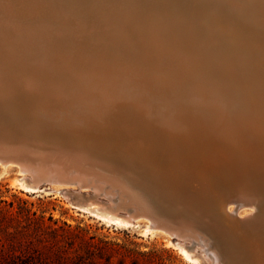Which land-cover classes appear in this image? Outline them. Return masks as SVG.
Listing matches in <instances>:
<instances>
[{
	"label": "rangeland",
	"instance_id": "rangeland-1",
	"mask_svg": "<svg viewBox=\"0 0 264 264\" xmlns=\"http://www.w3.org/2000/svg\"><path fill=\"white\" fill-rule=\"evenodd\" d=\"M20 1H18V0H0V9L2 8V10H3V11L0 10V15H3V16H0V42H1V39H2V41L3 40L6 41V42L3 41L2 46L0 43V57H1L0 58V66L3 67V68L0 67V74L2 73L0 75V88H1L0 89V129H2V130H0V132L2 131L1 132L2 134L0 133V140L1 141L14 142V141H16V139L18 140V139H24L25 138L26 143L29 144L30 146H32V143H33L32 147H34V148L40 147L38 141L39 140L42 141L41 139L43 137L40 134H42L43 128H40L41 125H40L37 117L40 118L41 115L39 112H36V110L34 109L36 105L34 106V103L30 99L40 97V99L42 100V103H46V100L44 101L42 95L40 94V92H42V90L40 88L44 89V87L46 85L45 83L46 82L49 83V80L50 81L54 80L53 78H55L56 81H60L61 78H63V79L72 78L73 79V77H74V78H77V80L80 81L81 83H84L88 87H91L93 85V83H92V80H89L90 82L88 81L87 78L89 75H87V74H90V73H87V72L96 71V68L104 70L105 73L107 72V75L109 76V77H107L109 79L108 80L109 81L108 86L112 85V88L107 89L108 88V87H106L107 85L104 84V85H102L104 88L103 87L101 88V90L104 89L103 90L104 92H103L100 90V88L93 87L94 85L92 86L93 89L90 90L91 94L89 93L90 95H88V96L89 97L92 96L93 98L95 97V98H97V100L99 99L98 101H100V102L103 100L100 104L103 109L99 105L97 108L98 110L96 109V111H98L97 112L98 114L96 115L94 113H91L90 116H87L89 119L88 118H86V119L91 120V122H93V124H98V125H101L102 127H109V126L114 127V128L116 127V130H113V131L112 130L111 131L103 130V131H106V133L109 136H113V137L120 136L119 138H121L122 137L121 131L122 132L123 131H131L130 133L136 132L135 135H140L142 132H144V130H146V129L148 130V129L153 128L152 125H160L159 123H162V124L164 123L163 121H161V118L157 117V115L161 116V112L162 113H164V112L173 113L174 115H176L177 119H181V116H182L183 121H188L190 123H192V122L193 123H199L200 120H203V119L200 117V115L194 114V112H197L200 108V106L198 105L199 103L194 101V98H195L194 96L200 95V94H201L200 95L201 97L199 99L200 100L202 99V102H204V103L207 102L210 104H215V103H213L215 101V98L217 99V98H219L220 95H224L223 97L222 96H220V97L226 101V105L229 104V105H227V107L229 108V114L231 116H233L234 118L236 115H238V112H241V111H253V110L255 111L256 110L255 112H257V114L259 113V114L263 115V113H264V29H263L264 28V3L262 4V2H264V0H262V1L261 0H249V1L248 0H241V1L239 0V2L241 4L238 2V0H228V1L227 0H187V1H185V0H110V1L109 0H101L103 3L100 2V0H65V1H63V0H27L26 4H22V3H20ZM230 1H233V2H230ZM184 2H185V4H183ZM254 2H256V3H254ZM108 3L111 5V8H110V6L106 5ZM115 3H117V5ZM217 3H218V5H217ZM222 3L226 4V5H223ZM113 4H115V5L113 6ZM259 4H261V5H259ZM227 5H228V7H227ZM243 5H245V6H243ZM65 6H67V7H65ZM202 7H204V8L206 7L205 8L206 10H203L204 8H202ZM234 7H236V8H234ZM9 8H10V10H9ZM106 8H108V10ZM254 8H255V11H254ZM15 9H18V11ZM26 9H28V10H26ZM62 9H63L64 13H63ZM37 10H38V12H37ZM168 10H169V12H168ZM188 10H190V11H188ZM239 10H242V11L240 12ZM100 11H101V14H100ZM106 11H108V12H106ZM112 11H114V12H112ZM157 11L160 13H158ZM163 11H164V13H163ZM165 11L167 13H169V17H171L172 19L167 16L168 14ZM210 11H211V13H209ZM214 11H215V13H214ZM66 12H67V15L65 16ZM125 12H127L128 14ZM151 12H152V15H153V13L155 14V12H157L158 15H156L157 13L155 14L156 17L153 15L154 16V19H153V16L150 14ZM171 12L175 16H172ZM184 12H186L188 15L186 14L184 16L183 15V14H185ZM247 12H249V15H247L248 14ZM5 13L6 14L8 13V14L6 15ZM11 13L12 14L14 13V14L12 15ZM137 13H138V16L140 18L136 15ZM177 13H178V15H176ZM10 14L12 17L10 16ZM30 14H32V15H30ZM62 14H63V16H62ZM189 14H191V17ZM254 14H255V16H254ZM112 15L113 16L115 15L114 17L116 18L117 21L115 20V18L114 19L108 18V16L111 17ZM193 15H194V17L196 16L195 21H197V24H195L196 22L194 21ZM17 16H19V17H17ZM23 16H25V17H23ZM41 16L43 18H41ZM165 17H166V19H165ZM210 17H212V18H210ZM215 17H217V18H215ZM218 17H219V19H218ZM27 18H29V19H27ZM106 18L110 19V21ZM121 18L122 19L126 18V19L122 20ZM187 18H188V20H187ZM202 18L206 19L207 21L206 20L203 21ZM209 18L214 20V21H212V23H211V20H209ZM251 18H253V19L251 20ZM65 19H66V21H65ZM135 19H137V22ZM167 19H169V20L167 21ZM181 19L183 21H181ZM208 20L210 21V23ZM53 22L56 24H54ZM66 22H67V24H65ZM105 22L108 23V25H105L106 24ZM118 22H120V23L124 22V23L120 24ZM185 22L187 23L186 26H185ZM198 22H199V26H198ZM57 23H59V24H57ZM114 23H115V25H113ZM179 24H182V25H179ZM212 24H213V26H212ZM39 25H41V26H39ZM111 25H112V27H110ZM207 25H208V27H207ZM217 25L219 28L217 27ZM219 25H221V27ZM53 26H54V28H53ZM83 26L86 28H83ZM106 26H108L107 27L108 29L106 28ZM117 26H119V30H118ZM215 26L217 27L218 30L215 29L216 28ZM30 27H32L31 30H30ZM222 27H223V30L221 29L222 30L221 31L220 28H222ZM33 28H34V30H33ZM82 28H83V30H82ZM109 28H111V29H109ZM129 28H131V29H129ZM192 28H194L195 32L192 31L193 30ZM202 28L205 30H203ZM212 28H214V29H212ZM230 28H231V30H230ZM63 29H65V30H63ZM225 29L227 30L226 34H225V32H226ZM37 30H38V32H37ZM70 30H72V31H70ZM131 30H133V31H131ZM187 30H188V32H186ZM189 30H190V34H189ZM215 30H217V31H215ZM15 31H17V32H15ZM52 31H53V33H51ZM64 31L66 32V34ZM204 31H206L207 33H205ZM212 31L215 33L213 34ZM231 31H233V34L235 32L236 33L233 35ZM4 32H5V34H4ZM57 32H59L60 35H58L59 33H57ZM133 32H135V33H133ZM208 32L209 33L212 32V33L210 35H208L209 34ZM228 32L230 35L228 34ZM8 33L11 34V36ZM12 33H14V34H12ZM55 33H57V34H55ZM104 33L106 34V37H104L105 36ZM184 33L187 35H185ZM194 33L196 36H194ZM238 33H239V35H238ZM30 34H32V35H30ZM203 34H204V36H202ZM217 34H218V36H216ZM15 35H16V38L14 37ZM23 35H27V37L23 36ZM107 35H108V37H107ZM139 35H142V36H139ZM237 35H238V37H237ZM28 36L31 37L30 39H32L34 43H35V41H37L38 46H37V43H35V46L39 49L41 48L40 50L38 49L39 51L37 50L36 47H34V43L31 40H29ZM33 36L35 37L34 39H33ZM109 36H111V38H109ZM113 36H116V37H113ZM207 36H208V38H207ZM215 36H216V38H215ZM10 37H12V38H10ZM21 37H22V39H20ZM25 37L29 40V43H31V45L33 43L32 48H29V47H31V45H27L28 40ZM144 37H146V38H144ZM217 37H218V39H217ZM8 38H9V40L12 39V43L8 40ZM148 38H150V40ZM182 38H183V41H182ZM144 39H146V40H144ZM215 39H217V41ZM18 40L19 41L21 40V42H19ZM82 40H83V42H82ZM147 40H149V41H147ZM211 40H214V41L211 42ZM238 40H239V42H238ZM167 41L168 42L170 41V42L168 43ZM185 41H187V42H185ZM15 42L16 43L18 42L17 43L18 46L16 45ZM25 42H27L26 45H25ZM178 42H179V45H178ZM22 43H24V46L22 45ZM57 43H59V45H57ZM66 43H68V47H66L67 46ZM82 43H83V45H82ZM111 43H114V45H116V43H117L118 47H117V45L114 47V45H111ZM139 43L141 46L139 45ZM150 43H151V45L153 43L155 46L154 45L151 46ZM180 43H181V45H180ZM218 43H219V45H218ZM235 43H236V45H235ZM239 43L241 46L239 45ZM39 45L42 47H40ZM98 45H100V46H98ZM121 45L123 48L122 47L120 48ZM69 46L72 48V50ZM125 46H126V48H125ZM52 47L54 49H52ZM56 47H57V49H56ZM106 47L108 48L107 50H105ZM49 48H51L50 54H49ZM67 48H69V49H67ZM80 48H82L84 51L81 50ZM113 48H115V49H113ZM42 49H44V50L42 51ZM45 49L48 51H45ZM55 49H56V51H54ZM120 49H122L123 51L125 50V51L123 52ZM152 49H154V50H152ZM61 50L64 52H62ZM65 50H66V53H65ZM73 50H77V51L73 52ZM151 50H152V53H150ZM8 51H10V52H8ZM29 51H31V53H29ZM57 51H59L62 54H60ZM128 51H130L131 54H128L127 53ZM38 52H40V53H38ZM86 52H87V54H86ZM97 52H99V53H97ZM122 52H123V54H122ZM113 53H114V55H113ZM44 54H45V56H47V57H45V59L42 56ZM63 54H64V56H63ZM97 54L99 56V60H98ZM108 54H110V56ZM34 55H36L35 57H37V59H35ZM49 55H51V56H49ZM100 55L103 58H101ZM136 55L138 57H136ZM150 55H153V56H150ZM111 56H113V57H111ZM122 56H126V57H124V59L125 58H127V59L124 60L122 58ZM128 56H130L129 59H128ZM133 56L136 58H134ZM20 57L21 58L23 57V58L21 59ZM28 57L30 58V60H33L32 62H34V61H36V62L39 61V62L38 63L34 62L33 63L34 65L32 64V62H31V64H29L30 60ZM39 57H41V59L42 58L43 59L40 61L38 59ZM68 57L69 58L71 57L70 59H73V60H70ZM107 57H109V58L107 59ZM151 57H154V58H151ZM180 57L182 60L180 59ZM25 58L27 60H25ZM58 58H60L61 60ZM76 58H79V59L81 58V59L78 60ZM121 58H122V60H121ZM133 58H134V60H132ZM102 59H104V60L100 61ZM138 59H139V61H138ZM148 59H149V61H148ZM8 60H9V62H8ZM44 60H48V62L47 61L45 62ZM68 60H69V62H68ZM87 60H89L88 61L89 63L87 62ZM128 60H129V62H127ZM74 61H76V62H74ZM90 61H92V62H90ZM104 61H106V62H104ZM117 61H118V63H116ZM119 61H122V63ZM130 61H132V62H130ZM133 61H135L134 62L135 65H134ZM84 62H85V64H84ZM99 62L101 64L103 63L106 65L108 63V65L107 66L103 65V64L100 65ZM61 63H63V64L61 65ZM123 63H126L125 66ZM129 63L130 64L133 63V64L129 65ZM225 63H227V64H225ZM98 64L102 68H99L100 66ZM29 65H31V66H29ZM128 65L130 66V68ZM132 65L136 67V68H134L136 71L132 68L133 67ZM8 66L10 68H8ZM33 66L35 69L34 68L31 69L33 71L32 79H31V77H29L28 75L30 74L29 72L32 73V71H30V68ZM35 66H37V68H38V66L39 67L42 66L44 68L46 66V70H44V68H42V67L39 68L40 74H41V75H39L35 71V70H38V69H36ZM224 66H225V68H224ZM65 67H67V69ZM105 67H107V69ZM181 67L186 68V69H182ZM69 68H70V70H69ZM81 68H82V70H81ZM92 68H93V70H92ZM203 68H204V71H203ZM73 70H75V71H73ZM34 71L36 74H38L37 78L34 77V76H36ZM57 71H58V73H57ZM60 71H63V72L61 73ZM64 71L66 72L65 74H64ZM82 71L84 74L82 73ZM144 71L146 72L145 76H143L144 73H141ZM156 71H158V72H156ZM37 72H39V70ZM121 72H122V74H121ZM15 73L16 74L18 73V74L16 75ZM44 73H46V74H44ZM54 73H57L59 76H57V74H54ZM158 73H159V75H158ZM60 74H64V76L60 77ZM153 74L156 76V77L154 76L155 78L153 77ZM25 75H27L28 77ZM47 75H49V77ZM78 75L80 78L78 77ZM136 75L137 76L139 75V76L137 77ZM30 76H31V74H30ZM38 76L41 77V79H40L41 82L39 81ZM122 76H124V78ZM141 76H143V77H141ZM151 76H152V78H151ZM18 77H20V78H18ZM45 77H46V79L47 78L48 79L46 80ZM57 77H60V78L57 79ZM136 77H137V79H136ZM21 78H25L26 80L21 79ZM28 78L33 80L34 84L38 85L39 83H43L42 85H44V87H41L40 85H38V86L33 85V90H32V86L30 87L29 83L26 82ZM49 78H51V79H49ZM142 78L144 79V81L146 80V82L148 79L151 78L149 81L152 80L151 81L152 83L151 82L143 83ZM221 78H223L222 79L223 81L221 80ZM35 79H38L39 82ZM115 80H118L120 83H118V81H115ZM135 83H137V84H135ZM148 83L149 84L151 83V84L149 85ZM116 84L119 87L116 86ZM144 84H145V87L143 86ZM39 86H40V88H39ZM147 86H149V87H147ZM46 87H49V86L46 85ZM114 87H116V88H114ZM120 87H122V88L119 89ZM245 89H247V90H245ZM93 90H94V92H93ZM105 90H107V91H105ZM108 90H110V91H108ZM113 90H114V92H113ZM124 90H127L129 92L124 91ZM35 91H36V93H35ZM38 91H40V92H38ZM120 91H122V93ZM104 93L108 94V95H105ZM228 93H229V95H228ZM11 94H12V96H11ZM38 94H40L41 96ZM102 94L104 95L105 98L102 96ZM111 94H113V95H111ZM116 94H117V96L119 95V97L120 96L122 97L124 94H126V95L133 94V95L137 96L138 100H135L136 98L134 99V97H131L135 100V102H133L132 101L133 99H130L131 101H129L128 99L123 98V100H121L120 102H122L124 106H119L116 104L119 101ZM109 95H111V96H109ZM126 95H124V96H126ZM213 95H215V96H213ZM217 95H219V96H217ZM26 96H28V97H26ZM114 96L117 98H115ZM225 96H227V98L229 97V99L231 97L234 101H232L231 99H230L231 101L230 100L228 101V99L225 98ZM78 98H80V100H84V98H86V97L83 95H80ZM141 99H143V100H141ZM203 99L204 100L206 99V101H203ZM87 100L88 99L86 98V101ZM110 100H113V102H110ZM189 100H190V102H188ZM139 101H141V102H139ZM235 101H237L239 103L241 101V103H242V104L240 103L241 107H239L240 105ZM191 102H193V103H191ZM232 102H234V103H232ZM131 103L134 105H131ZM144 103L146 105H144ZM235 103L237 104V106L239 108L235 107V105H236ZM243 103L246 106H243L244 105ZM135 104L140 106V107L135 106ZM200 104H201V102H200ZM9 105H10V107H9ZM201 105H203V104H201ZM231 106H232V108H230ZM242 106L245 108L241 109ZM110 107H111V109H110ZM123 107L125 109H123ZM143 107H152L155 109L156 112L152 111V113L148 114L149 116H151L153 114L152 117H148V115L145 116V114L143 113V110L141 111V108H143ZM118 110H119V112H118ZM54 111L55 110L51 111L52 112L50 114L51 116L54 113L57 114V111L56 112H54ZM121 112H122V114H121ZM232 112H234L235 114H233ZM108 113H109V115H108ZM158 113H160V115ZM190 113L192 116H190ZM131 115H132V117H131ZM184 115H186L187 117ZM15 117L17 119H15ZM117 118H118V120H117ZM145 118L153 119L155 122L151 123V121H149L148 119H145ZM185 118H186V120H185ZM101 119H103L104 121ZM107 119H109L111 122ZM136 119L139 122H137ZM235 119H237V118H235ZM11 122H13V123H11ZM25 122L26 123L28 122V123L26 124ZM6 123H8V124H6ZM10 123L12 124V126ZM130 123H132V124H130ZM138 124H139V126H138ZM142 124H144V125H142ZM150 124H151V126H150ZM30 125H32V126H30ZM147 125H149V126H147ZM157 127H159V126H157ZM4 129L7 131H5ZM15 129H17V130L15 131ZM6 132L8 135L6 134ZM99 133H102V131ZM22 135H23V137H22ZM54 136L55 135L52 134V138H50V140L54 138L53 142L59 143L60 141H63L62 137H60V136L54 137ZM37 137H38V139H37ZM139 137H141V136H139ZM257 138H259V140H258V142H259L258 146H260L259 148L264 150V138L262 136L257 137ZM135 140H136V144L138 145L140 140L137 138ZM37 142H38V144H37ZM219 143L223 144L222 142H219ZM234 144H237V143H234ZM114 146H118V145H114ZM232 147H234V146H232ZM249 147H248V149H249ZM236 148H237V146H236ZM104 151H101V154L102 155H109V156H105V157H108V159H113V158L122 159L125 155L124 152L117 147H116V152H110V151L104 152ZM244 152H248V151H244ZM259 154L263 155L264 153L262 152ZM252 156L256 157V156H258V154L252 153ZM102 160L104 163L106 162L105 159H102ZM117 164L115 166H113L116 169V171L114 170L113 173H115V174L117 173V177L118 176L121 177L122 173H123V176L121 178L123 180H125V182H127V184L130 185L132 187V189L137 187L134 190L139 192V193L141 191L140 194L145 195V197L151 201V202L150 201L149 202L151 203V206L152 205L154 206V207L152 206L153 210L157 209L155 211L156 212L158 211L156 213L158 216L162 212L163 216L160 215V217H163L164 220L167 218L166 221H169L168 219H171L169 222L174 224V226L184 224L183 223L184 221L182 222L179 220L186 219V220H189V221H187L188 223H190L192 221L191 222L192 225L193 224L195 225V227L193 225V228L197 227L196 229H194L196 231L195 233L196 234L202 233V235L204 236V239L208 241L207 243L210 245L209 247H213L215 249H218L217 248L218 247V241L213 239L210 235L208 237V232H207L208 228H207V225H204V224H208V223L215 224L216 223V221H215L216 216L214 215L212 210L197 206L196 204H192V202L190 200H188L189 198H191L192 195H190V194H192V192H189L187 194V192H185L184 190H175L172 187L171 188L167 187L166 185H169V184H165L162 181H153L152 179H150L146 176H145L146 178H144L143 173H141V171L135 165L134 161H131V163H128V164H118L120 166H118ZM116 167H118V168H116ZM125 170H127V171L125 172ZM120 171H122V172H120ZM118 172L120 173V175H118ZM115 174H113V175H115ZM127 174L128 175L132 174V175L127 176ZM19 178H21V177L18 173V167L17 166L13 165L7 171L3 170L0 166V185L3 186L2 189L4 192L8 190V192H6L4 194L3 198L7 201H13L16 199H22V200L27 201L29 203V208L32 210V212H36L37 215L39 217H42L47 224L53 225L55 227H61L62 229L65 230V231H60L62 236H60L58 238V241H56L55 239H53V240L51 239V242H50L51 244L49 246H47L48 248H43L42 245L37 243L36 242L37 239L35 236H31L28 238L24 237L18 241V242H21V244H23L24 247H26V248H28L29 246L34 247V250H36L37 254L39 255V260H40L39 264H86L88 262L86 259L87 258V249L83 246L84 245L83 239L88 240L91 238H93V240L97 243L103 242L105 244L104 248L102 250V252L104 254V259H99L96 257L94 259V261L97 264H208L207 261L205 260L204 256L201 255V253L199 252L198 248H200V247L197 248V245H195L194 243H191L188 240L184 241L182 239H179L177 236H170L169 234L167 235V234L160 232V231L154 232V233L145 232V226L148 223V221L145 218H141L135 224L128 225L126 227L125 226L124 227H120V226L117 227V225H112L109 223L107 224V222H104V221L98 219L97 217L91 215V213H89V212L81 209L80 207H78V205L76 204L77 200L75 199L74 194L66 195L65 192L58 191L57 189H54L50 186H43V191H39L36 193L26 192L20 186V184L18 182ZM131 180L132 181L135 180L134 183H131L132 182ZM143 181L146 183L147 187L145 186ZM150 182H151L152 186H150ZM134 184H135V186H132ZM139 185H141V186H139ZM138 187H139V189H138ZM142 190H144V191L147 190V191L144 192ZM152 190H155V191H152ZM92 192L93 191L91 189H84L82 191L83 197L88 199L90 197V194H92ZM147 193L148 194L152 193V194L147 195ZM156 193H157L158 197H157ZM161 195H162V197H161ZM183 196L184 197L186 196V198H184ZM153 197H155V198H153ZM156 199L158 201H156ZM99 200L102 202H106L105 197H100ZM75 201H76V203H75ZM169 203L171 204L170 206H168ZM172 206L175 208L173 209ZM16 207H17V203H16ZM170 207H171V209H170ZM160 210H161V212H160ZM171 211H172V213H171ZM194 212H195V214H194ZM252 212H253L252 208H243L240 211V216L241 217H243V216L245 217L246 215L249 216L250 214H252ZM182 213H184V214H182ZM172 214H174L175 216ZM263 214H264V211H263ZM188 215H190V216H188ZM253 216H254V214H252L251 217H245L243 219L252 218ZM178 217L180 219H177ZM195 218L197 221L195 220ZM199 219L200 220L202 219L204 222L202 220L199 221ZM176 220H177L178 224L176 223ZM202 225H203V227H202ZM69 230L74 231V235H70V234L65 233L66 231H69ZM30 242H33V245H29V244H31ZM176 243L177 244L181 243V244H184L185 247H188L187 249L193 254L194 257H196L198 259L199 262L194 263V262L188 261L181 254L179 246H177ZM193 244H194V246H193ZM81 257H83V259H81ZM106 259H108L109 261H107Z\"/></svg>",
	"mask_w": 264,
	"mask_h": 264
},
{
	"label": "bare ground",
	"instance_id": "bare-ground-1",
	"mask_svg": "<svg viewBox=\"0 0 264 264\" xmlns=\"http://www.w3.org/2000/svg\"><path fill=\"white\" fill-rule=\"evenodd\" d=\"M20 1V0H18ZM27 0H21L20 3L26 4ZM65 1V0H63ZM110 1V0H109ZM187 1V0H185ZM228 1V0H227ZM241 1V0H240ZM249 1V0H248ZM262 1V0H261ZM39 2V1H38ZM100 2H102L100 0ZM165 2V1H164ZM220 2V1H219ZM225 2V1H224ZM233 2V1H230ZM239 2V0H238ZM61 3V2H60ZM67 3V2H66ZM72 3V2H71ZM103 3V2H102ZM119 3V2H118ZM161 3V2H160ZM187 3V2H186ZM240 3V2H239ZM256 3V2H254ZM261 3V2H260ZM264 2H262L263 4ZM76 4V3H75ZM109 4V3H108ZM106 4L107 6L111 5ZM117 5V3H115ZM113 4V6L115 5ZM165 4V3H164ZM185 4V2L183 3ZM189 4V3H188ZM213 4V3H212ZM223 4V3H222ZM241 4V3H240ZM239 4V5H240ZM68 5V4H67ZM105 5V4H104ZM171 5V4H170ZM175 5V4H174ZM173 5V6H174ZM218 5V3H217ZM226 5V4H223ZM249 5V4H248ZM261 5V4H259ZM39 6V5H38ZM94 6V5H93ZM106 6V7H107ZM134 6V5H133ZM245 6V5H243ZM256 6V5H255ZM254 6V7H255ZM42 7V6H41ZM67 7V6H65ZM64 7V8H65ZM89 7V6H88ZM105 7V6H104ZM118 7V6H117ZM153 7V6H152ZM212 7V6H211ZM225 7V6H224ZM228 7V5H227ZM242 7V6H241ZM60 8V7H59ZM155 8V7H154ZM177 8V7H176ZM175 8V9H176ZM204 8V7H202ZM206 8V7H205ZM203 10H206V9ZM236 8V7H234ZM14 9V8H13ZM34 9V8H33ZM36 9V8H35ZM53 9V8H52ZM73 9V8H72ZM108 10V8H106ZM115 9V8H114ZM113 9V10H114ZM118 9V8H117ZM136 9V8H135ZM182 9V8H181ZM187 9V8H186ZM214 9V8H213ZM222 9V8H221ZM252 9V8H251ZM2 10V8L0 9ZM10 10V8H9ZM12 10V9H11ZM18 11V9H15ZM28 10V9H26ZM30 10V9H29ZM65 10V9H64ZM71 10V9H70ZM87 10V9H86ZM112 10V9H111ZM173 10V9H172ZM183 10V9H182ZM248 10V9H247ZM3 11V10H2ZM7 11V10H6ZM5 11V12H6ZM20 11V10H19ZM24 11V10H23ZM48 11V10H47ZM63 11V9H62ZM103 11V10H102ZM119 11V10H118ZM131 11V10H130ZM129 11V12H130ZM135 11V10H134ZM151 11V10H150ZM181 11V10H180ZM185 11V10H184ZM190 11V10H188ZM202 11V10H201ZM209 11V10H208ZM240 12L242 10H239ZM255 11V8H254ZM253 11V12H254ZM38 12V10H37ZM105 12V11H104ZM103 12V13H104ZM108 12V11H106ZM110 12V11H109ZM114 12V11H112ZM133 12V11H132ZM154 12V11H153ZM158 12V11H157ZM155 12V14L157 13ZM166 12V11H165ZM169 12V10H168ZM246 12V11H245ZM244 12V13H245ZM250 12V11H249ZM249 12H247L249 15ZM9 13V12H8ZM7 13V14H8ZM19 13V12H18ZM17 13V14H18ZM62 13V12H61ZM64 13V11H63ZM91 13V12H90ZM127 13V12H125ZM160 13V12H158ZM158 13L156 15H158ZM162 13V12H161ZM164 13V11H163ZM167 13V12H166ZM176 13V12H175ZM183 13V12H182ZM184 16L187 14L184 12ZM191 13V12H190ZM211 13V11L209 12ZM215 13V11H214ZM6 14V13H5ZM4 14V15H5ZM6 14V15H7ZM12 14V13H11ZM10 14V16H11ZM14 14V13H13ZM12 14V15H13ZM101 14V11H100ZM107 14V13H106ZM110 14V13H109ZM115 14V13H114ZM128 14V13H127ZM133 14V13H132ZM152 15V12L150 13ZM153 13V15L155 16ZM169 17V13H167ZM172 14V12H171ZM170 14V15H171ZM192 14V13H191ZM191 14L190 17H191ZM195 14V13H194ZM231 14V13H230ZM234 14V13H233ZM238 14V13H237ZM32 15V14H30ZM34 15V14H33ZM67 15V12L65 16ZM118 15V14H117ZM138 16V13L136 14ZM141 15V14H140ZM152 15V16H153ZM161 15V14H160ZM178 15V13L176 14ZM181 15V14H180ZM188 15V14H187ZM199 15V14H198ZM206 15V14H205ZM210 15V14H209ZM246 15V14H245ZM246 15V16H247ZM3 16V15H0ZM16 16V15H15ZM22 16V15H21ZM61 16V15H60ZM63 16V14H62ZM113 16V15H112ZM111 16V17H112ZM115 16V15H114ZM109 17L110 19H114L115 17ZM134 16V15H133ZM151 16V17H152ZM153 16V19H154ZM163 16V15H162ZM172 16H175L172 14ZM202 16V15H201ZM200 16V17H201ZM204 16V15H203ZM208 16V15H207ZM255 16V14H254ZM7 17V16H6ZM12 17V16H11ZM19 17V16H17ZM25 17V16H23ZM33 17V16H32ZM87 17V16H86ZM103 17V16H102ZM107 17V16H106ZM139 17V16H138ZM137 17V18H138ZM156 17V16H155ZM182 17V16H181ZM194 17V15H193ZM196 17V16H195ZM194 17V21L195 18ZM206 17V16H205ZM3 18V17H2ZM5 18V17H4ZM16 18V17H15ZM30 18V17H29ZM27 18V19H29ZM41 18H43L41 16ZM68 18V17H67ZM66 18V19H67ZM106 18V19H108ZM120 18V17H119ZM140 18V17H139ZM162 18V17H161ZM171 18V17H169ZM212 18V17H210ZM211 20V23L212 19ZM217 18V17H215ZM241 18V17H240ZM23 19V18H22ZM64 19V18H63ZM62 19V20H63ZM65 19V21H66ZM105 19V20H106ZM110 19H108L110 21ZM122 19V18H121ZM126 19V18H125ZM122 19V20H125ZM131 19V18H130ZM158 19V18H157ZM166 19V17H165ZM164 19V20H165ZM172 19V18H171ZM180 19V18H179ZM184 19V18H183ZM198 19V18H197ZM200 19V18H199ZM203 19V18H202ZM214 19V18H213ZM219 19V17H218ZM253 18H251L252 20ZM40 20V19H39ZM107 20V21H108ZM116 20V18H115ZM120 20V19H119ZM137 22V19H135ZM169 19H167L168 21ZM188 20V18H187ZM186 20V21H187ZM190 20V19H189ZM193 20V19H192ZM206 19H203V21ZM208 20V21H209ZM217 20V19H216ZM5 21V20H4ZM47 21V20H46ZM103 21V20H102ZM112 21V20H111ZM117 21V20H116ZM179 21V20H178ZM181 21H183L181 19ZM201 21V20H200ZM202 21V22H203ZM207 21V20H206ZM240 21V20H239ZM238 21V22H239ZM242 21V20H241ZM250 21V20H249ZM8 22V21H7ZM31 22V21H30ZM125 22V21H124ZM122 22V23H124ZM197 24V21H195ZM201 22V23H202ZM216 22V21H215ZM252 22V21H251ZM16 23V22H15ZM22 23V22H21ZM41 23V22H40ZM47 23V22H46ZM54 23V22H53ZM106 23V22H105ZM104 23V24H105ZM120 23V22H118ZM117 23V24H118ZM120 23V24H122ZM189 23V22H188ZM200 23V24H201ZM210 23V21H209ZM224 23V22H223ZM20 24V23H19ZM56 24V23H54ZM59 24V23H57ZM63 24V23H62ZM67 24V22L65 23ZM64 24V25H65ZM103 24V25H104ZM142 24V23H141ZM166 24V23H165ZM191 24V23H190ZM207 24V23H206ZM238 24V23H237ZM259 24V23H258ZM37 25V24H36ZM82 25V24H81ZM105 25H108L106 23ZM115 25V23L113 24ZM175 25V24H174ZM182 25V24H179ZM187 23L185 22V26ZM224 25V24H223ZM22 26V25H21ZM41 26V25H39ZM46 26V25H45ZM86 26V25H85ZM184 26V27H185ZM189 26V25H188ZM194 26V25H193ZM199 26V22H198ZM203 26V25H202ZM205 26V25H204ZM213 26V24H212ZM221 27V25H219ZM227 26V25H226ZM37 27V26H36ZM50 27V26H49ZM63 27V26H62ZM94 27V26H93ZM108 26H106L107 28ZM112 27V25L110 26ZM126 27V26H125ZM130 27V26H129ZM208 27V25H207ZM216 27V26H215ZM218 27V25H217ZM217 27L215 29H217ZM225 27V26H224ZM10 28V27H9ZM27 28V27H26ZM32 27H30L31 30ZM40 28V27H39ZM48 28V27H47ZM54 28V26H53ZM83 28H86L83 26ZM82 28V30H83ZM119 30V26H117ZM127 28V27H126ZM195 28V27H194ZM194 28H192L194 31ZM201 28V27H200ZM219 28V27H218ZM80 29V28H79ZM94 29V28H93ZM108 29V28H107ZM111 29V28H109ZM131 29V28H129ZM191 29V28H190ZM198 29V28H197ZM203 29V28H202ZM214 29V28H212ZM223 30V27L220 30ZM238 29V28H237ZM264 29V28H263ZM12 30V29H11ZM16 30V29H15ZM34 30V28H33ZM39 30V29H38ZM37 30V32H38ZM65 30V29H63ZM69 30V29H68ZM86 30V29H85ZM100 30V29H99ZM105 30V29H104ZM117 30V31H118ZM127 30V29H126ZM199 30V29H198ZM205 30V29H203ZM202 30V31H203ZM218 30V29H217ZM215 30V31H217ZM221 30V31H222ZM226 30V29H225ZM231 30V28H230ZM239 30V29H238ZM6 31V30H5ZM14 31V30H13ZM44 31V30H43ZM72 31V30H70ZM102 31V30H101ZM108 31V30H107ZM106 31V32H107ZM115 31V30H114ZM121 31V30H120ZM119 31V32H120ZM130 31V30H129ZM133 31V30H131ZM177 31V30H176ZM201 31V30H200ZM17 32V31H15ZM14 32V33H15ZM30 32V31H29ZM63 32V31H62ZM65 32V31H64ZM93 32V31H92ZM110 32V31H109ZM122 32V31H121ZM180 32V31H179ZM188 32V30L186 31ZM195 32V31H194ZM207 33L206 31H204ZM213 32V31H212ZM211 32V33H212ZM219 32V31H218ZM230 32V31H229ZM228 32V34H229ZM233 34V31H231ZM12 33V34H14ZM42 33V32H41ZM53 33V31L51 32ZM59 33V32H57ZM55 33V34H57ZM94 33V32H93ZM135 33V32H133ZM132 33V34H133ZM199 33V32H198ZM209 33V32H208ZM209 33L208 35H210ZM215 32H213L214 34ZM227 33V30L225 34ZM236 33V32H235ZM234 33V34H235ZM5 34V32H4ZM9 34V33H8ZM35 34V33H34ZM40 34V33H39ZM46 34V33H45ZM64 34V33H63ZM66 34V32H65ZM70 34V33H69ZM76 34V33H75ZM103 34V33H102ZM105 34V33H104ZM112 34V33H111ZM124 34V33H123ZM178 34V33H177ZM185 34V33H184ZM190 34V30H189ZM188 34V35H189ZM197 34V33H196ZM219 34V33H218ZM218 34L216 36H218ZM221 34V33H220ZM231 34V35H232ZM233 34V35H234ZM7 35V34H6ZM5 35V36H6ZM11 36V34H9ZM32 35V34H30ZM53 35V34H52ZM60 35V33L58 34ZM115 35V34H114ZM131 35V34H130ZM135 35V34H134ZM187 35V34H185ZM184 35V36H185ZM193 35V34H192ZM191 35V36H192ZM230 35V34H229ZM228 35V36H229ZM239 35V33H238ZM237 35V37H238ZM22 36V35H21ZM26 36L27 35H23ZM97 36V35H96ZM104 36V35H103ZM142 36V35H139ZM138 36V37H139ZM194 36L195 33H194ZM201 36V35H200ZM204 36V34L202 35ZM215 36V38H216ZM221 36V35H220ZM16 38V35L14 36ZM25 37V38H26ZM29 37V36H28ZM45 37V36H44ZM48 37V36H47ZM65 37V36H64ZM106 37V34L105 36ZM108 37V35H107ZM116 37V36H113ZM177 37V36H176ZM186 37V36H185ZM188 37V36H187ZM12 38V37H10ZM24 38V37H23ZM33 42L32 39H30ZM35 37L33 36V39ZM40 38V37H39ZM111 38V36H109ZM141 38V37H140ZM146 38V37H144ZM208 38V36H207ZM210 38V37H209ZM221 38V37H220ZM230 38V37H229ZM22 39V37L20 38ZM27 39V38H26ZM37 39V38H36ZM57 39V38H56ZM139 39V38H138ZM142 39V38H141ZM150 40V38H148ZM165 39V38H164ZM185 39V38H184ZM211 39V38H210ZM218 39V37H217ZM217 39H215L217 41ZM9 40V38H8ZM28 40V39H27ZM25 42V45H31V43ZM45 40V39H44ZM52 40V39H51ZM63 40V39H62ZM102 40V39H101ZM100 40V41H101ZM114 40V39H113ZM112 40V41H113ZM119 40V39H118ZM146 40V39H144ZM147 40V41H149ZM168 40V39H167ZM241 40V39H240ZM245 40V39H244ZM243 40V41H244ZM6 42L5 40H3ZM1 39V46L3 43ZM12 43V39L9 40ZM17 41V40H16ZM19 41V40H18ZM26 41V40H25ZM35 41V40H34ZM80 41V40H79ZM91 41V40H90ZM155 41V40H154ZM183 41V38H182ZM209 41V40H208ZM214 40H211V42ZM242 41V42H243ZM21 42V40L19 41ZM23 42V41H22ZM41 42V41H40ZM56 42V41H55ZM63 42V41H62ZM83 42V40H82ZM97 42V41H96ZM118 42V41H117ZM168 42V41H167ZM170 42V41H169ZM168 42V43H169ZM187 42V41H185ZM239 42V40H238ZM241 42V43H242ZM16 43V42H15ZM18 43V42H17ZM16 43V45H17ZM34 43V42H33ZM33 43L31 45L32 48ZM37 43V41H35ZM34 43V47L35 46ZM43 43V42H42ZM70 43V42H69ZM89 43V42H88ZM92 43V42H91ZM102 43V42H101ZM184 43V42H183ZM206 43V42H205ZM220 43V42H219ZM218 43V45H219ZM227 43V42H226ZM105 44V43H104ZM24 46V43H22ZM59 45V43H57ZM66 47H68V43H66ZM70 45V44H69ZM80 45V44H79ZM83 45V43H82ZM85 45V44H84ZM114 45V43H111ZM117 45V43H116ZM114 45V47L116 46ZM140 45V43H139ZM151 45V43H150ZM152 45H154L152 43ZM151 45V46H152ZM179 45V42H178ZM181 45V43H180ZM236 45V43H235ZM240 45V43H239ZM12 46V45H11ZM18 46V45H17ZM22 46V47H23ZM38 46V43H37ZM40 46V45H39ZM50 46V45H49ZM97 46V45H96ZM100 46V45H98ZM105 46V45H104ZM141 46V45H140ZM143 46V45H142ZM155 46V45H154ZM241 46V45H240ZM243 46V45H242ZM42 47V46H40ZM70 47V46H69ZM118 47V45H117ZM122 45L120 46V48ZM237 47V46H236ZM28 48V49H29ZM37 48V47H36ZM60 48V47H59ZM58 48V49H59ZM65 48V47H64ZM71 48V47H70ZM79 48V47H78ZM123 48V47H122ZM126 48V46H125ZM147 48V47H146ZM180 48V47H179ZM184 48V47H183ZM229 48V47H228ZM27 49V48H26ZM34 49V48H33ZM32 49V50H33ZM39 48H37L38 50ZM41 49V48H40ZM39 49V50H40ZM47 49V48H46ZM45 51H48L46 50ZM52 49H54L52 47ZM57 49V47H56ZM56 49L54 51H56ZM69 49V48H67ZM74 49V48H73ZM83 50L82 48H80ZM96 49V48H95ZM108 48L106 47L105 50ZM115 49V48H113ZM142 49V48H141ZM172 49V48H171ZM186 49V48H185ZM236 49V48H235ZM31 50V49H30ZM38 50V51H39ZM44 49H42L43 51ZM60 50V49H59ZM63 50V49H62ZM61 50V51H62ZM72 50V48H71ZM70 50V51H71ZM122 50V49H120ZM132 50V49H131ZM154 50V49H152ZM152 50L150 53H152ZM169 50V49H168ZM176 50V49H175ZM225 50V49H224ZM230 50V49H229ZM238 50V49H237ZM240 50V49H239ZM36 51V50H35ZM77 51V50H73ZM84 51V50H83ZM90 51V50H89ZM113 51V50H112ZM115 51V50H114ZM123 51V50H122ZM125 51V50H124ZM123 51V52H124ZM133 51V50H132ZM150 51V50H149ZM159 51V50H158ZM180 51V50H179ZM185 51V50H184ZM188 51V50H187ZM233 51V50H232ZM235 51V50H234ZM2 52V51H1ZM10 52V51H8ZM7 52V53H8ZM22 52V51H21ZM34 52V51H33ZM59 52V51H57ZM64 52V51H62ZM122 52V54H123ZM139 52V51H138ZM137 52V53H138ZM192 52V51H191ZM31 53V51H29ZM28 53V54H29ZM40 53V52H38ZM42 53V52H41ZM44 53V52H43ZM46 53V52H45ZM51 53V48H49V54ZM53 53V52H52ZM60 53V52H59ZM66 53V50H65ZM99 53V52H97ZM108 53V52H107ZM106 53V54H107ZM115 53V52H114ZM113 53V55H114ZM118 53V52H117ZM131 54L130 51L127 52ZM126 53V54H127ZM133 53V52H132ZM136 53V54H137ZM156 53V52H155ZM172 53V52H171ZM233 53V52H232ZM237 53V52H236ZM239 53V52H238ZM18 54V53H17ZM62 54V53H60ZM87 54V52H86ZM176 54V53H175ZM194 54V53H193ZM235 54V53H234ZM7 55V54H6ZM27 55V54H26ZM69 55V54H68ZM72 55V54H71ZM110 56V54H108ZM170 55V54H169ZM174 55V54H173ZM186 55V54H185ZM240 55V54H239ZM3 56V55H2ZM12 56V55H11ZM33 56V55H32ZM36 55H34L35 57ZM45 59V54L42 55ZM41 56V57H42ZM51 56V55H49ZM64 56V54H63ZM67 56V55H66ZM70 56V55H69ZM81 56V55H80ZM86 56V55H85ZM94 56V55H93ZM101 56V55H100ZM107 56V55H106ZM149 56V55H148ZM153 56V55H150ZM165 56V55H164ZM177 56V55H176ZM234 56V55H233ZM4 57V56H3ZM13 57V56H12ZM41 57L38 59L41 61ZM60 57V56H59ZM89 57V56H88ZM98 60L99 56L97 54ZM113 57V56H111ZM116 57V56H115ZM126 56H122L124 59ZM132 57V56H131ZM134 57V56H133ZM136 57H138L136 55ZM134 57V58H136ZM146 57V56H145ZM195 57V56H194ZM200 57V56H199ZM204 57V56H203ZM1 58V57H0ZM7 58V57H6ZM5 58V59H6ZM16 58V57H15ZM21 58V57H20ZM23 58V57H22ZM21 58V59H22ZM29 58V57H28ZM69 58V57H68ZM71 58V57H70ZM69 58V59H70ZM87 58V57H86ZM92 58V57H91ZM101 58H103L101 56ZM109 57H107L108 59ZM121 58V60H122ZM130 56H128V59ZM134 58L132 60H134ZM154 58V57H151ZM164 58V57H163ZM184 58V57H183ZM192 58V57H191ZM10 59V58H9ZM12 59V58H11ZM37 59V57H35ZM60 59V58H58ZM80 60L79 58H76ZM75 59V60H76ZM114 59V58H113ZM119 59V58H118ZM127 59V58H125ZM124 59V60H125ZM181 59V57H180ZM205 59V58H204ZM208 59V58H207ZM3 60V59H2ZM13 60V59H12ZM25 60H27L25 58ZM24 60V61H25ZM30 60V58H29ZM54 60V59H53ZM61 60V59H60ZM59 60V61H60ZM63 60V59H62ZM67 60V59H66ZM73 60V59H70ZM104 59L100 60L103 61ZM116 60V59H115ZM137 60V59H136ZM182 60V59H181ZM193 60V59H192ZM197 60V59H196ZM195 60V61H196ZM199 60V59H198ZM16 61V60H15ZM33 60H30L29 64H31ZM45 62L48 60H44ZM55 61V60H54ZM65 61V60H64ZM84 61V60H83ZM89 60H87L88 62ZM108 61V60H107ZM139 61V59H138ZM149 61V59H148ZM205 61V60H204ZM2 62V61H1ZM9 62V60H8ZM12 62V61H11ZM36 62V61H34ZM32 62V64L34 63ZM39 62V61H38ZM36 62V63H38ZM69 62V60H68ZM76 62V61H74ZM86 62V61H85ZM84 62V64H85ZM92 62V61H90ZM106 62V61H104ZM109 62V61H108ZM115 62V61H114ZM122 63V61H119ZM129 62V60L127 61ZM132 62V61H130ZM135 61H133L134 63ZM161 62V61H160ZM169 62V61H168ZM201 62V61H200ZM6 63V62H5ZM51 63V62H50ZM56 63V62H55ZM54 63V64H55ZM67 63V62H66ZM89 63V62H88ZM94 63V62H93ZM100 63V62H99ZM110 63V62H109ZM113 63V62H112ZM118 63V61L116 62ZM131 63V64H133ZM148 63V62H147ZM206 63V62H205ZM218 63V62H217ZM41 64V63H40ZM43 64V63H42ZM46 64V63H45ZM53 64V65H54ZM63 63H61L62 65ZM68 64V63H67ZM71 64V63H70ZM73 64V63H72ZM103 64V63H102ZM100 63V65H102ZM114 64V63H113ZM124 66L126 63H123ZM129 63V65H131ZM156 64V63H155ZM208 64V63H207ZM210 64V63H209ZM212 64V63H211ZM227 64V63H225ZM3 65V64H2ZM34 65V64H33ZM65 65V64H64ZM74 65V64H73ZM93 65V64H92ZM99 65V64H98ZM97 65V66H98ZM99 65V66H100ZM106 65V64H103ZM108 65V63H107ZM106 65V66H107ZM121 65V64H120ZM128 65V66H129ZM135 65V63H134ZM140 65V64H139ZM214 65V64H213ZM248 65V64H247ZM5 66V65H4ZM15 66V65H14ZM31 66V65H29ZM60 66V65H59ZM90 66V65H89ZM88 66V67H89ZM96 66V67H97ZM122 66V65H121ZM127 66V67H128ZM133 66V65H132ZM147 66V65H146ZM168 66V65H167ZM218 66V65H217ZM228 66V65H227ZM230 66V65H229ZM249 66V65H248ZM2 67V66H0ZM36 73L40 74L41 67L35 66ZM61 67V66H60ZM76 67V66H75ZM84 67V66H83ZM82 67V68H83ZM92 67V66H91ZM90 67V68H91ZM104 67V66H103ZM243 67V66H242ZM3 68V67H2ZM8 68H10L8 66ZM34 68L31 67V69ZM44 68V67H42ZM67 69V67H65ZM64 68V69H65ZM81 68V70H82ZM95 68V67H94ZM99 68H102L101 66ZM107 69V67H105ZM116 68V67H115ZM130 68V66H129ZM128 68V69H129ZM133 69L136 68L135 66L132 67ZM182 68V67H181ZM180 68V69H181ZM205 68V67H204ZM203 68V71H204ZM211 68V67H210ZM225 68V66H224ZM235 68V67H234ZM12 69V68H11ZM35 69V68H34ZM57 69V68H56ZM63 69V68H62ZM73 69V68H72ZM96 68V71L87 72L90 74L88 76V81L92 80L93 87L101 88L102 85L106 84L108 87L107 89H111V86H108V78L107 72L105 73L104 70ZM138 69V68H137ZM152 69V68H151ZM186 69V68H182ZM206 69V68H205ZM227 69V68H226ZM10 70V69H9ZM29 70V69H28ZM42 70V69H41ZM46 70V66L44 68ZM52 70V69H51ZM58 70V69H57ZM70 70V68H69ZM93 70V68H92ZM91 70V71H92ZM124 70V69H123ZM122 70V71H123ZM135 70V69H134ZM188 70V69H187ZM26 71V70H25ZM34 71V73H35ZM43 71V70H42ZM48 71V70H47ZM59 71V70H58ZM57 71V73H58ZM66 71V70H65ZM64 71V74L66 73ZM75 71V70H73ZM90 71V70H89ZM113 71V70H112ZM131 71V70H130ZM136 71V70H135ZM167 71V70H166ZM186 71V70H185ZM194 71V70H193ZM207 71V70H206ZM46 72V71H45ZM49 72V71H48ZM61 73L63 71H60ZM59 72V73H60ZM81 72V71H80ZM110 72V71H109ZM127 72V71H126ZM154 72V71H153ZM152 72V73H153ZM158 72V71H156ZM162 72V71H161ZM195 72V71H194ZM251 72V71H250ZM28 75L32 79V73ZM35 73V74H36ZM50 73V72H49ZM48 73V74H49ZM54 73V74H57ZM83 73V71H82ZM81 73V74H82ZM92 73V74H91ZM133 73V72H132ZM144 73L145 71L141 72ZM209 73V72H208ZM248 73V72H247ZM2 74V73H1ZM0 74V75H1ZM13 74V73H12ZM16 74V73H15ZM18 74V73H17ZM16 74V75H17ZM26 74V73H25ZM34 76L37 78V75ZM46 74V73H44ZM64 74H60V77L64 76ZM84 74V73H83ZM122 74V72H121ZM120 74V75H121ZM125 74V73H124ZM157 74V73H156ZM190 74V73H189ZM211 74V73H210ZM15 75V76H16ZM22 75V74H21ZM25 75V76H27ZM86 75V76H87ZM159 75V73H158ZM173 75V74H172ZM203 75V74H202ZM216 75V74H215ZM27 76V77H28ZM49 77V75H47ZM55 76V75H54ZM53 76V77H54ZM57 76H59L57 74ZM114 76V75H113ZM117 76V75H116ZM137 76V75H136ZM139 76V75H138ZM137 76V77H138ZM141 76V77H143ZM148 76V75H147ZM155 75L153 74V77ZM183 76V75H182ZM21 77V76H20ZM18 77V78H20ZM26 77V78H27ZM60 77H57L60 78ZM79 77V75H78ZM82 77V76H81ZM124 78V76H122ZM136 77V79H137ZM156 77V76H155ZM154 77V78H155ZM221 77V76H220ZM219 77V78H220ZM15 78V77H14ZM80 78V77H79ZM83 78V77H82ZM85 78V77H84ZM118 78V77H117ZM134 78V77H133ZM152 78V76H151ZM150 78V79H151ZM158 78V77H157ZM177 78V77H176ZM186 78V77H185ZM9 79V78H8ZM25 79V78H21ZM31 79H27L26 82L29 83L30 87L33 85L34 81ZM39 81L41 82V77L38 76ZM38 79H35L38 81ZM46 79V77H45ZM48 79V78H47ZM46 79V80H47ZM51 79V78H49ZM54 80L50 81L49 83L46 82L45 84L49 87H44L43 83H39L43 88H39L42 90L40 94L42 95L44 101L46 103H42L40 97L30 99L35 106L36 112H39L41 117H37L38 121L41 125L40 128H43L42 134H40L43 138L42 141L39 142L40 147H32L26 143V139H16L14 142L8 141H1L0 140V166L3 170L7 171L13 165L18 167V173L21 178H19L18 182L23 190L26 192L36 193L39 191H43V188L40 186L42 184H47L48 186L57 189L58 191L65 192L66 195L74 194L75 199L77 200L78 207L81 209L91 213V215L97 217L98 219L107 222V224L117 225L120 227H126L128 225H133L135 222L140 220L141 218H145L148 223L145 226V232H163L165 234H169L170 236H177L179 239L184 241H190L197 245L199 252L201 255L204 256L205 260L208 264H264V150L260 149L259 145V138L262 136L264 138V113L257 114V112L253 111H241L238 112V115L233 116L229 114V108L226 105V101L223 100L220 96L224 95H217L219 98H215V101L210 104L207 102H202L200 95L194 96V101L198 102L197 104L200 106L197 112H194L195 115H200L203 120H200L199 123H190L188 121H183L182 116L181 119H177L176 115L170 112H161V121L164 123H159L160 125H152L153 128L146 129L144 132H140V135H135L136 132L130 133L131 131H121L122 137H113L109 136L106 131H113L116 130V127H102L98 124H93L91 120H87V116H90L91 113L98 114L96 109L103 101H98L97 98H93L92 96L89 97L88 95L91 94L93 88L88 87L86 84L81 83L77 80V78H61L60 81ZM113 79V78H112ZM120 79V78H119ZM127 79V78H126ZM125 79V80H126ZM143 79V78H142ZM150 79L147 80V82ZM169 79V78H168ZM223 78H221L222 80ZM251 79V78H250ZM3 80V79H2ZM26 80V79H25ZM111 80V79H110ZM122 80V79H121ZM133 80V79H132ZM13 81V80H12ZM38 81V82H39ZM118 81V80H115ZM123 81V80H122ZM127 81V80H126ZM125 81V82H126ZM138 81V80H137ZM140 81V80H139ZM223 81V80H222ZM25 82V83H26ZM33 82V83H32ZM36 82V81H35ZM44 82V81H43ZM86 82V81H85ZM90 82V81H89ZM128 82V81H127ZM146 80L143 83H147ZM244 82V81H243ZM12 83V82H11ZM37 83V82H36ZM113 83V82H112ZM111 83V84H112ZM118 83H120L118 81ZM152 83V82H151ZM150 83V84H151ZM221 83V82H220ZM242 83V82H241ZM32 84V85H31ZM88 84V83H87ZM124 84V83H123ZM137 84V83H135ZM139 84V83H138ZM141 84V83H140ZM149 84V83H148ZM149 84V85H150ZM236 84V83H235ZM27 85V84H26ZM37 85V86H38ZM130 85V84H129ZM142 85V84H141ZM232 85V84H231ZM15 86V85H14ZM24 86V85H23ZM116 86H118L116 84ZM145 87V84L143 85ZM241 86V85H240ZM251 86V85H250ZM2 87V86H1ZM7 87V86H6ZM119 87V86H118ZM124 87V86H123ZM143 87V88H144ZM149 87V86H147ZM221 87V86H220ZM29 88V87H28ZM104 88V87H103ZM116 88V87H114ZM120 87L119 89H121ZM1 89V88H0ZM18 89V88H17ZM257 89V88H256ZM4 90V89H3ZM6 90V89H5ZM31 90V89H30ZM29 90V91H30ZM39 90V89H38ZM104 90V89H103ZM101 90V91H103ZM118 90V89H117ZM247 90V89H245ZM23 91V90H22ZM26 91V90H25ZM107 91V90H105ZM110 91V90H108ZM127 91V90H124ZM204 91V90H203ZM257 91V90H256ZM8 92V91H7ZM94 92V90H93ZM104 92V91H103ZM112 92V91H111ZM114 92V90H113ZM122 93V91H120ZM129 92V91H127ZM197 92V91H196ZM226 92V91H225ZM24 93V92H23ZM31 93V92H30ZM29 93V94H30ZM34 93V92H33ZM36 93V91H35ZM44 93V94H43ZM80 93V94H79ZM90 93V94H89ZM126 93V92H125ZM221 93V92H220ZM224 93V92H223ZM222 93V94H223ZM10 94V93H9ZM38 94V95H40ZM105 94V93H104ZM196 94V93H195ZM215 94V93H214ZM251 94V93H250ZM40 95V96H41ZM80 95L85 96L84 100H80L78 98ZM87 95V96H86ZM108 95V94H105ZM113 95V94H111ZM109 95V96H111ZM126 95V94H124ZM116 96L118 97L119 106H124L121 100L123 98L138 100L136 95H126V96ZM226 95V94H225ZM229 95V93H228ZM253 95V94H252ZM12 96V94H11ZM104 97V95L102 94ZM128 96V97H127ZM215 96V95H213ZM3 97V96H2ZM28 97V96H26ZM31 97V96H30ZM34 97V96H33ZM107 97V96H106ZM115 97V96H114ZM115 97V98H117ZM212 97V96H211ZM8 98V97H7ZM82 98V97H81ZM102 98V97H101ZM105 98V97H104ZM204 98V97H203ZM227 98V96H225ZM109 99V98H108ZM113 99V98H112ZM124 99V100H125ZM132 100L135 102V100ZM213 99V98H212ZM228 101L231 97L227 98ZM7 100V99H6ZM10 100V99H9ZM143 100V99H141ZM211 100V99H210ZM230 100V101H231ZM201 105L200 104V102ZM203 101H206V99ZM227 101V102H228ZM238 101V100H237ZM235 101V102H237ZM263 101V100H262ZM108 102V101H107ZM113 102V100H110ZM141 102V101H139ZM149 102V101H148ZM151 102V101H150ZM187 102V101H186ZM190 102V100L188 101ZM195 102V103H196ZM180 103V102H179ZM193 103V102H191ZM234 103V102H232ZM241 107L240 103L237 102ZM236 104V103H235ZM244 104V103H243ZM253 104V103H252ZM105 105V104H104ZM107 105V104H106ZM131 105H134L131 103ZM144 105H146L144 103ZM234 105V104H233ZM33 106V107H34ZM108 106V105H107ZM135 106H138L135 104ZM149 106V105H148ZM243 106H246L245 104ZM245 108V107H243ZM10 107V105H9ZM101 107V105H100ZM106 107V106H105ZM104 107V108H105ZM129 107V106H128ZM140 107V106H138ZM235 107H238L237 104ZM238 107V108H239ZM248 107V106H247ZM14 108V107H13ZM102 108V107H101ZM122 108V107H121ZM232 108V106L230 107ZM103 109V108H102ZM111 109V107H110ZM123 109H125L123 107ZM132 109V108H131ZM135 109V108H134ZM235 109V108H234ZM251 109V108H250ZM57 111V114L54 113L52 116L50 115L53 111ZM98 110V109H97ZM100 110V109H99ZM148 115L155 111L152 107H143L141 111ZM236 110V109H235ZM240 110V109H239ZM238 110V111H239ZM245 110V109H244ZM252 110V109H251ZM101 111V110H100ZM123 111V110H122ZM188 111V110H187ZM60 112V113H59ZM119 112V110H118ZM140 112V111H139ZM156 112V111H155ZM231 112V111H230ZM236 112V111H235ZM4 113V112H3ZM12 113V112H11ZM129 113V112H128ZM131 113V112H130ZM235 114L234 112H232ZM237 113V112H236ZM100 114V113H99ZM117 114V113H116ZM122 114V112H121ZM126 114V113H125ZM157 114V113H156ZM160 115V113H158ZM109 115V113H108ZM153 115V114H152ZM148 115V117H152ZM9 116V115H8ZM13 116V115H12ZM38 116V115H37ZM105 116V115H104ZM119 116V115H118ZM134 116V115H133ZM186 116V115H184ZM190 116L191 113H190ZM93 117V116H92ZM95 117V116H94ZM108 117V116H107ZM117 117V116H116ZM128 117V116H127ZM132 117V115H131ZM187 117V116H186ZM2 118V117H1ZM19 118V117H18ZM10 119V118H9ZM14 119V118H13ZM15 119H17L15 117ZM89 119V118H88ZM92 119V118H91ZM95 119V118H94ZM129 119V118H128ZM148 119V118H145ZM158 119V118H157ZM6 120V119H5ZM12 120V119H11ZM29 120V119H28ZM103 120V119H101ZM109 120V119H107ZM113 120V119H112ZM118 120V118H117ZM123 120V119H122ZM126 120V119H125ZM137 120V119H136ZM142 120V119H141ZM149 121L155 122L153 119H148ZM186 120V118H185ZM37 121V122H38ZM104 121V120H103ZM110 121V120H109ZM8 122V121H7ZM14 122V121H13ZM11 122V123H13ZM29 122V121H28ZM27 122V123H28ZM111 122V121H110ZM118 122V121H117ZM137 122H139L137 120ZM3 123V122H2ZM10 123V124H11ZM26 123V122H25ZM26 123V124H27ZM30 123V122H29ZM128 123V122H127ZM8 124V123H6ZM108 124V123H107ZM132 124V123H130ZM148 124V123H147ZM3 125V124H2ZM5 125V124H4ZM117 125V124H116ZM144 125V124H142ZM7 126V125H6ZM12 126V124H11ZM32 126V125H30ZM124 126V125H123ZM139 126V124H138ZM149 126V125H147ZM151 126V124H150ZM159 126V127H157ZM29 127V126H28ZM38 127V126H37ZM145 127V126H144ZM5 128V127H4ZM39 128V127H38ZM37 128V129H38ZM11 129V128H10ZM28 129V128H27ZM134 129V128H133ZM2 130V129H0ZM5 130V129H4ZM14 130V129H13ZM17 129H15L16 131ZM7 131V130H5ZM4 131V132H5ZM23 131V130H22ZM21 131V132H22ZM102 133H99L101 132ZM2 132V131H1ZM0 132V133H1ZM33 132V131H32ZM15 133V132H14ZM19 133V132H18ZM124 133V134H123ZM2 134V133H1ZM5 134V133H4ZM7 134V132H6ZM24 134V133H23ZM52 134L55 136H60L63 138V141L59 143L53 142ZM8 135V134H7ZM257 135V136H256ZM15 136V135H14ZM32 136V135H31ZM54 136V137H55ZM141 136V137H139ZM23 137V135H22ZM29 137V136H28ZM39 137V136H38ZM37 137V139H38ZM9 138V137H8ZM15 138V137H14ZM139 139V144H136L135 139ZM3 139V138H2ZM30 139V138H29ZM57 140V139H56ZM33 141V140H32ZM58 141V140H57ZM247 141V142H246ZM37 142V144H38ZM222 142L223 144H220ZM31 143V142H30ZM237 143V144H234ZM248 144V145H247ZM118 145V146H114ZM234 146V147H232ZM237 146V148H236ZM250 146V147H249ZM116 147L121 149L124 152V157L122 159L113 158L108 159L109 155H102L101 151L104 152H116ZM249 147V149H248ZM248 151V152H244ZM239 152V153H238ZM252 153L258 154V156H252ZM105 159L106 162L104 163L102 159ZM104 160V161H105ZM134 161L135 165L138 169L143 173V177L150 178L153 181H162L167 187H172L175 190H184L187 192H192L191 198H187L192 202V204H196L197 206L204 207L206 209L212 210L214 213L216 223H208L204 224L207 225V232L208 237L209 235L218 241V249L213 247H209L210 245L207 243L208 241L204 239V236L201 234H196V228H193L192 221L188 223L186 219L179 220L184 221V224L176 225L170 223L169 221L164 220L161 210V214L158 216L155 210L151 206V201L148 200L145 195L140 194L139 192L135 191L137 187L132 189L130 185L125 182L121 177H117V173H113L116 169L113 167L117 163L118 164H128ZM117 164V165H118ZM120 166V165H118ZM131 166V165H130ZM127 167V166H126ZM134 167V166H133ZM118 168V167H116ZM122 168V167H121ZM120 169V168H119ZM128 169V168H127ZM112 170V171H111ZM124 171V170H123ZM127 170H125L126 172ZM122 172V171H120ZM115 174V175H113ZM140 174V173H139ZM118 175L120 173L118 172ZM132 175V174H131ZM130 174L127 176H131ZM146 176V177H145ZM126 179V178H125ZM134 179V178H133ZM136 179V178H135ZM142 179V178H141ZM140 179V180H141ZM130 180V179H129ZM128 180V181H129ZM139 180V181H140ZM145 180V179H144ZM127 181V180H126ZM132 181V180H131ZM135 181V180H134ZM132 181L131 183H134ZM138 181V180H137ZM144 182V181H143ZM130 183V184H131ZM174 183V184H173ZM142 184V183H141ZM145 186L147 187L146 183L144 182ZM173 184V185H172ZM138 185V184H137ZM132 186H135L132 185ZM141 186V185H139ZM150 186L151 182H150ZM157 187V186H156ZM141 188V187H140ZM155 188V187H154ZM165 188V187H164ZM84 189H91L93 192L90 194L88 199L83 197L82 191ZM139 189V187H138ZM145 189V188H144ZM144 191V190H142ZM147 191V190H145ZM144 191V192H145ZM155 191V190H152ZM151 191V192H152ZM172 193V192H171ZM152 194V193H150ZM147 193V195H150ZM169 194V193H168ZM157 195V193H156ZM155 195V196H156ZM174 195V194H173ZM89 196V195H88ZM153 196V195H152ZM170 196V195H169ZM100 197H105L106 202H102L99 200ZM158 197V195H157ZM162 197V195H161ZM184 197V196H183ZM155 198V197H153ZM186 198V196L184 197ZM167 199V198H166ZM150 201V202H149ZM156 201H158L156 199ZM176 201V200H175ZM172 202V201H171ZM179 202V201H178ZM159 203V202H158ZM165 203V202H164ZM188 204V203H187ZM164 205V204H163ZM171 204L169 203L168 206ZM178 205V204H177ZM165 206V205H164ZM154 207V206H153ZM173 207V206H172ZM193 207V206H192ZM175 207H173L174 209ZM243 208H252L254 216L252 218L243 219L245 217H251L252 214L249 216H240V211ZM167 209V208H166ZM171 209V207H170ZM169 209V210H170ZM172 209V210H173ZM168 210V209H167ZM180 210V209H179ZM194 210V209H193ZM186 211V210H185ZM184 211V212H185ZM196 211V210H195ZM179 212V211H178ZM210 212V211H209ZM172 213V211H171ZM197 213V212H196ZM175 214V213H174ZM172 214V215H174ZM184 214V213H182ZM187 214V213H186ZM195 214V212H194ZM198 214V213H197ZM165 215V214H164ZM176 215V214H175ZM174 215V216H175ZM181 216V215H180ZM186 216V215H185ZM190 216V215H188ZM192 216V215H191ZM177 219H180L179 217ZM182 219V218H181ZM205 219V218H204ZM175 220V219H174ZM196 220V218H195ZM202 220V219H201ZM199 219V221H201ZM178 221V222H179ZM197 221V220H196ZM203 221V220H202ZM181 222V223H182ZM204 222V221H203ZM175 223V222H174ZM177 223V220H176ZM198 223V222H197ZM178 224V223H177ZM195 227V225H194ZM199 227V226H198ZM203 227V225H202ZM202 229V228H201ZM153 235V234H152ZM214 241V240H213ZM211 243V242H210ZM177 244V243H176ZM193 244V246H194ZM215 244V243H214ZM216 245V244H215ZM181 254L188 260L194 263H198V259L193 256V254L185 247L184 244L178 243ZM198 252V253H199ZM203 258V257H202Z\"/></svg>",
	"mask_w": 264,
	"mask_h": 264
},
{
	"label": "trees",
	"instance_id": "trees-1",
	"mask_svg": "<svg viewBox=\"0 0 264 264\" xmlns=\"http://www.w3.org/2000/svg\"><path fill=\"white\" fill-rule=\"evenodd\" d=\"M3 186L0 185V264H39V255L34 247H24L21 238L36 237V242L48 248L51 239L58 241L62 236L61 227L47 224L36 212H32L29 203L22 199L13 201L5 200ZM17 203V207H16ZM66 234L74 235V231H66ZM33 245V242H30ZM83 246L87 249V263L97 264L94 259H104L102 252L104 243H97L91 239H83ZM83 259V257H81ZM109 261L108 259H106Z\"/></svg>",
	"mask_w": 264,
	"mask_h": 264
},
{
	"label": "water",
	"instance_id": "water-1",
	"mask_svg": "<svg viewBox=\"0 0 264 264\" xmlns=\"http://www.w3.org/2000/svg\"><path fill=\"white\" fill-rule=\"evenodd\" d=\"M43 186H48L47 184H42L40 187L43 188ZM136 223V222H135ZM134 223V224H135ZM175 238V237H174Z\"/></svg>",
	"mask_w": 264,
	"mask_h": 264
}]
</instances>
